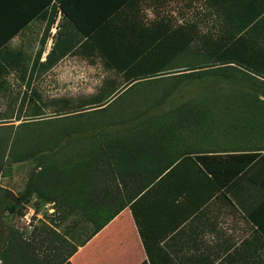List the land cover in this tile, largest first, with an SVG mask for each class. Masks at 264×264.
<instances>
[{"label": "trees", "instance_id": "obj_1", "mask_svg": "<svg viewBox=\"0 0 264 264\" xmlns=\"http://www.w3.org/2000/svg\"><path fill=\"white\" fill-rule=\"evenodd\" d=\"M150 1L164 15L145 21V0H0V80L14 60L5 58L6 43L32 21L46 20L49 28L57 13L58 30L43 63L52 65L77 47L87 58L96 54L123 80L122 88L103 87L100 98L87 103L89 109H57L48 119L0 125V177L12 164L35 170L18 197L0 188V209L10 218L20 216L34 196L55 206L57 224L69 222L61 234L39 222L27 237L4 226L0 264H69L74 246L83 245L175 161L142 176L116 169L124 156L134 165L139 151L159 146L165 136L201 135L209 126V135L225 137L231 152H240L228 156L223 173L236 177L231 183L256 184L264 200V2L253 14L251 0H238L239 12L214 1L217 31L200 34L193 22L177 23L164 12L171 0ZM195 41L199 44L190 51ZM190 88L198 91L184 99ZM238 104L250 108L241 124L223 121L221 106ZM28 116L37 118L39 110ZM196 161L212 174L209 157ZM126 182L137 186L125 189ZM109 200L118 201L111 211L104 205ZM53 240L62 243L53 246Z\"/></svg>", "mask_w": 264, "mask_h": 264}, {"label": "crops", "instance_id": "obj_2", "mask_svg": "<svg viewBox=\"0 0 264 264\" xmlns=\"http://www.w3.org/2000/svg\"><path fill=\"white\" fill-rule=\"evenodd\" d=\"M176 1L180 0H171L163 6ZM214 1L217 0H209L212 19L218 7ZM237 1L222 0V6L239 12L241 3ZM263 2L251 0L252 8L248 12L260 13ZM179 20L177 23L182 17ZM59 22L57 13L48 28L50 36L45 37H49L50 47L41 62L53 46ZM214 24L217 25L209 27V34L217 31L218 23L214 21ZM76 48L55 63L70 54L87 58ZM200 134L160 138L159 146H147L138 152L134 165L129 164L126 156L122 157L116 169L141 176L155 174L170 160L175 161L83 245L74 246L66 261L69 264H264L262 192L256 184L244 180L231 183L236 177L223 173L228 156L240 154L231 152L225 137L209 135V126ZM203 157H209L206 163L212 174L200 169L196 158ZM124 185L125 189H133L137 183ZM110 189L115 192V184H110ZM117 204L114 200L104 203L110 211ZM49 227L61 234L59 228ZM60 241L53 240L52 245L57 246Z\"/></svg>", "mask_w": 264, "mask_h": 264}, {"label": "rangeland", "instance_id": "obj_3", "mask_svg": "<svg viewBox=\"0 0 264 264\" xmlns=\"http://www.w3.org/2000/svg\"><path fill=\"white\" fill-rule=\"evenodd\" d=\"M204 2V0H180L163 8L175 22H179L182 17V20L193 22L199 33L204 34L209 32V27L214 24ZM159 15L162 16L164 13L152 1L145 0L142 6V16L145 21L155 20ZM47 25L46 20L34 21L6 43L5 58L14 60L6 66V75L0 80V125L16 126L27 121L48 119L57 109L68 111L89 109L92 106L87 103L90 100L99 99V92L103 87L106 90L109 88L107 84L123 87L120 76L105 69L98 56L84 58L77 54H70L54 65L41 62L43 55L50 47L49 37L45 38L42 45L43 52L40 57H37L42 38L47 34L50 36L48 28L46 29ZM198 44L199 41L193 42L190 51H194ZM15 59L18 60L17 63H14ZM197 91L198 89L195 88L187 89L184 92V99L194 96ZM114 97V95L111 96L105 100V103ZM226 103L224 102L225 105ZM34 109L39 110L40 116L31 119L28 115H31ZM220 109L225 114H222L223 121L240 125L241 119H244L243 115L246 116L250 108L238 104L236 107L221 106ZM252 120L249 119V121ZM254 133L256 131L252 129L251 134ZM249 141L253 142L252 138ZM34 171L30 165L12 164L9 174L0 177V188L18 197L25 187L28 175ZM57 213L52 203H42L38 199L35 201L32 196L28 204L23 206L20 216L10 218L2 212L0 220L4 223L3 227L11 226L22 233L23 237H27L33 227L39 226V222L47 224L48 227L59 228L61 233L69 222L57 224L55 221ZM72 219L74 218L68 220ZM3 233L6 235L5 230Z\"/></svg>", "mask_w": 264, "mask_h": 264}, {"label": "water", "instance_id": "obj_4", "mask_svg": "<svg viewBox=\"0 0 264 264\" xmlns=\"http://www.w3.org/2000/svg\"><path fill=\"white\" fill-rule=\"evenodd\" d=\"M3 211H4V208H1V209H0V214H1ZM3 231H4V228H3V222L0 220V234L4 236L3 239H2V243H4L5 238H6V236L4 235Z\"/></svg>", "mask_w": 264, "mask_h": 264}]
</instances>
